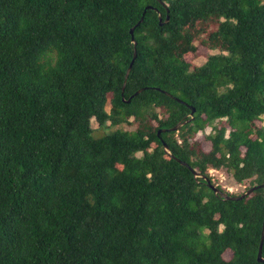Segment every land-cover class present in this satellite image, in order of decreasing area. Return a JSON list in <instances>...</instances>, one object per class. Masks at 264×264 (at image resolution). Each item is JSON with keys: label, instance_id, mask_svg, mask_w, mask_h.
I'll return each instance as SVG.
<instances>
[{"label": "trees", "instance_id": "trees-1", "mask_svg": "<svg viewBox=\"0 0 264 264\" xmlns=\"http://www.w3.org/2000/svg\"><path fill=\"white\" fill-rule=\"evenodd\" d=\"M210 168L264 184V0H0V264H264Z\"/></svg>", "mask_w": 264, "mask_h": 264}, {"label": "rangeland", "instance_id": "rangeland-1", "mask_svg": "<svg viewBox=\"0 0 264 264\" xmlns=\"http://www.w3.org/2000/svg\"><path fill=\"white\" fill-rule=\"evenodd\" d=\"M212 50H207L205 47L202 45H198L197 47V52H195V56L192 57L193 63L194 64H200L204 59L206 58L207 54L211 53ZM106 109H108V103L106 105ZM258 123H261L260 121ZM91 125L93 127L97 126L96 121L92 120ZM128 128H133L132 125H128ZM208 128H205L203 132H198L196 135V138L199 140V147L201 150H208L210 148V143L208 139H206L205 133H207ZM137 155H140L138 153ZM209 175L211 176L212 180L214 181L215 185L221 186L224 190L231 192V193H240L244 192L243 191V186L237 184L234 179L231 176V173L227 171L226 169H218L214 170L213 168H210L208 170ZM230 256L229 251L224 252V257L228 258Z\"/></svg>", "mask_w": 264, "mask_h": 264}, {"label": "water", "instance_id": "water-1", "mask_svg": "<svg viewBox=\"0 0 264 264\" xmlns=\"http://www.w3.org/2000/svg\"><path fill=\"white\" fill-rule=\"evenodd\" d=\"M147 8H148V7H147ZM158 18H159V22L162 23L161 18H160V15H158ZM141 20H142V16H141V18L139 19L138 22H140ZM167 20H168V16H166V18H165V20H164L163 22H166ZM137 24H138V23H137ZM133 29H134V26L131 27V28L129 29V33H130V40H131V42L133 43L134 52H133V54H132V58H131V60H130V62H129V64H128L126 70H125L124 80H123V84H122V86H121V90L124 89V86H125V82H126V79H127L128 73L130 72V69H131L132 63H133L134 58H135V56H136V53H135V45H136V42H135L134 37H133ZM141 90H142V89H138L135 93H137V92H139V91H141ZM164 93H166L167 95H170V94H169L168 92H166V91H164ZM173 98H175V97H173ZM175 99L178 100V101H180V102H183V101H181V100H179V99H177V98H175ZM183 103H184V102H183ZM184 104H185V103H184ZM194 110H195L194 107H191V106H190V115L193 114ZM191 117H192V116H191ZM181 123H183V122H179L178 124H176L175 126L169 128V129H171V130L176 129V128L179 127V125H180ZM163 130H166V129H159V130L157 131V134H158L159 132L163 131ZM163 148H164V150H165L168 154H170L169 151H168V146H167L166 144H163ZM170 156L173 157V155H171V154H170ZM176 160L179 161L180 163L185 164V162H183V161H181V160H179V159H176ZM195 175L198 176L197 173H195ZM200 176H201L203 179H206L205 175H204V176H203V175H200ZM209 186L214 190V192L219 193V194L222 196L223 199H228V198H229V199L237 200V199H241L242 197H244L245 195L249 194L252 190H254V189L258 188V187H264V184H258V185H253V186H251V187H248L243 193H241V194L238 195V196L227 195L226 193L220 191L219 188H218L216 185H213V184H211V183L209 184ZM263 238H264V217H263V221H262V227H261L260 239H259V244H258V249H257V256H256V257H257V260H258V261H261V262L264 261V255H262V253H261V246H262V243H263Z\"/></svg>", "mask_w": 264, "mask_h": 264}]
</instances>
